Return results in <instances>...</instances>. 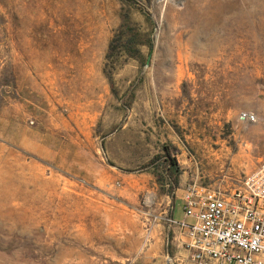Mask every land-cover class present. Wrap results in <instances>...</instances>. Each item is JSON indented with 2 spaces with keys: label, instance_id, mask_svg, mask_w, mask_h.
Returning <instances> with one entry per match:
<instances>
[{
  "label": "rangeland",
  "instance_id": "obj_1",
  "mask_svg": "<svg viewBox=\"0 0 264 264\" xmlns=\"http://www.w3.org/2000/svg\"><path fill=\"white\" fill-rule=\"evenodd\" d=\"M136 3L149 22L118 0H0V264H191L157 227L172 199L128 172L170 144L185 187L232 192L264 161V0ZM122 11L151 48L112 71L116 98Z\"/></svg>",
  "mask_w": 264,
  "mask_h": 264
},
{
  "label": "built area",
  "instance_id": "obj_2",
  "mask_svg": "<svg viewBox=\"0 0 264 264\" xmlns=\"http://www.w3.org/2000/svg\"><path fill=\"white\" fill-rule=\"evenodd\" d=\"M240 123H255L248 112ZM183 217L192 224L164 217L167 228L178 229L191 264H264V161L246 175L240 187L219 192L187 185Z\"/></svg>",
  "mask_w": 264,
  "mask_h": 264
},
{
  "label": "trees",
  "instance_id": "obj_3",
  "mask_svg": "<svg viewBox=\"0 0 264 264\" xmlns=\"http://www.w3.org/2000/svg\"><path fill=\"white\" fill-rule=\"evenodd\" d=\"M124 7L137 6V0H118ZM151 0H144L149 5ZM139 11L144 15L147 22L149 16L142 10ZM151 48V40L148 34L141 33L129 20V17L123 11L120 14V23L110 38L104 55L103 75L107 80L110 91L116 98L117 93L114 90L112 71H114L121 59L126 61L133 60L143 65L144 57L141 48ZM178 155L177 149L170 144H164L160 147L159 153L153 156L149 161L140 166L136 171L128 173H147L153 176L159 192L166 195L174 201V193L179 189V180L182 170L176 161Z\"/></svg>",
  "mask_w": 264,
  "mask_h": 264
},
{
  "label": "crops",
  "instance_id": "obj_4",
  "mask_svg": "<svg viewBox=\"0 0 264 264\" xmlns=\"http://www.w3.org/2000/svg\"><path fill=\"white\" fill-rule=\"evenodd\" d=\"M171 142H177V141H171ZM145 177H146L148 180H150V181L153 182V187H154V189L157 191V193H158V195H159L160 202H161V203H166V204H168L169 197L166 196V195H162V194H160L159 189H158V186L156 185L153 176L150 175V174H147V173H146V174H145ZM184 189H185V183H184V180H182V175H181L180 180H179V189L175 191V193H174V201H172V203H171V208H170L169 218H172V219H173L174 221H176V222H182V221H184V222H186V223L192 224V223H193V220H192V219H189V221H188L187 219H184V217H183V219H182V215L177 216V215L175 214L174 202H175V200H179V201L182 202V196H183ZM182 204H183V202H182ZM162 214H163V213H161V214L158 216L159 221H158V225H157V227H163V226H164V225L161 223V222H162V219H163ZM173 233L177 236V239H178L177 241H179V245L182 246V243H183V237H182L181 232H180L178 229L173 228Z\"/></svg>",
  "mask_w": 264,
  "mask_h": 264
}]
</instances>
